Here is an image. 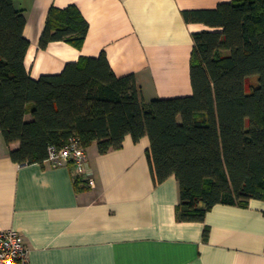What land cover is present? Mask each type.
Masks as SVG:
<instances>
[{"label": "trees", "instance_id": "obj_1", "mask_svg": "<svg viewBox=\"0 0 264 264\" xmlns=\"http://www.w3.org/2000/svg\"><path fill=\"white\" fill-rule=\"evenodd\" d=\"M182 16L212 29L192 34V94L144 102L135 76L117 77L104 53L32 79L24 13L14 0H0V135L6 146L18 144L9 150L12 162L43 164L49 148L71 138L104 155L121 149L126 136L134 143L147 137L154 183L174 177L178 184L179 222H203L216 205L264 201V0ZM87 32L77 8L51 7L39 47L78 49Z\"/></svg>", "mask_w": 264, "mask_h": 264}, {"label": "crops", "instance_id": "obj_2", "mask_svg": "<svg viewBox=\"0 0 264 264\" xmlns=\"http://www.w3.org/2000/svg\"><path fill=\"white\" fill-rule=\"evenodd\" d=\"M231 0H14L26 19L25 68L36 80L59 74L79 57L104 53L117 77L133 74L142 100L192 94V34L183 11ZM74 6L88 24L80 48L39 39L51 7ZM0 136V232L22 238L27 264H264V201L216 205L203 222H179L174 177L153 181L147 137L100 155L86 149L95 187L75 184L70 163L17 164ZM207 237L204 239V230Z\"/></svg>", "mask_w": 264, "mask_h": 264}, {"label": "built area", "instance_id": "obj_3", "mask_svg": "<svg viewBox=\"0 0 264 264\" xmlns=\"http://www.w3.org/2000/svg\"><path fill=\"white\" fill-rule=\"evenodd\" d=\"M48 163L52 167L60 163H70L74 177H79L88 188L95 183L87 162L86 151L79 146L76 139L71 138L60 149L49 148ZM0 264H27V253L21 236L13 230L0 232Z\"/></svg>", "mask_w": 264, "mask_h": 264}, {"label": "rangeland", "instance_id": "obj_4", "mask_svg": "<svg viewBox=\"0 0 264 264\" xmlns=\"http://www.w3.org/2000/svg\"><path fill=\"white\" fill-rule=\"evenodd\" d=\"M254 79H255V81H256V78H254ZM254 79L252 78V81H254ZM252 81H251V82H252ZM0 136H1V135H0Z\"/></svg>", "mask_w": 264, "mask_h": 264}]
</instances>
